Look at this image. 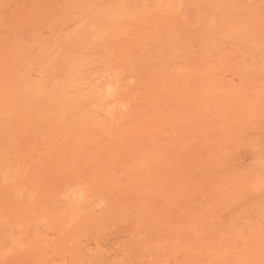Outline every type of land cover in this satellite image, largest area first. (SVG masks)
<instances>
[{
  "label": "bare ground",
  "instance_id": "bare-ground-1",
  "mask_svg": "<svg viewBox=\"0 0 264 264\" xmlns=\"http://www.w3.org/2000/svg\"><path fill=\"white\" fill-rule=\"evenodd\" d=\"M0 264H264V0H0Z\"/></svg>",
  "mask_w": 264,
  "mask_h": 264
}]
</instances>
